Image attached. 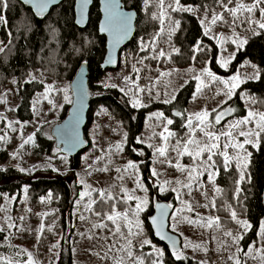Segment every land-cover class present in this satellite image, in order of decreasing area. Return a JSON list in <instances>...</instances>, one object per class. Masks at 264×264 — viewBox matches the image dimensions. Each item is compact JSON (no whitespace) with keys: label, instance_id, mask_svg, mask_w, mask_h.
<instances>
[{"label":"trees","instance_id":"16d2710c","mask_svg":"<svg viewBox=\"0 0 264 264\" xmlns=\"http://www.w3.org/2000/svg\"><path fill=\"white\" fill-rule=\"evenodd\" d=\"M75 1L65 0L44 19L36 17L29 7L18 0H7V8H3L0 4V16L6 20L1 29L6 48L0 53V94L5 88L10 87L12 80L16 79L20 86V102L12 112L13 117L20 122H33V99L36 94L44 91L45 85L38 80L29 81L30 76L42 72L48 80L66 82L70 86L81 66L86 63L89 84L94 92L85 129V137L88 141L87 151L89 152L93 148L89 126L95 112L100 107H106L125 127L126 157L134 162L144 161L140 163L142 178L150 189L152 200L158 191L150 181V162L147 161L151 157L152 150L138 140L144 131L146 120L152 113L158 111L173 120L170 131L176 135L169 138L170 149L177 140L183 142L187 138L186 110L196 93L197 86L196 79L192 78L195 74L192 76L194 70L190 69L191 66L200 69L209 68L218 76H226L235 74L243 64L252 63L257 67L259 78L249 80L237 88L235 95L223 107L230 106L236 109L233 118H243L247 114L245 99L251 97L254 99L255 107L264 111V30L259 29L258 24H240L238 22L233 27L218 22L219 30L227 33L234 28L247 35V43L236 53L230 69L224 70L218 62L220 48L211 38L204 35L200 23L201 16L207 15L211 18L213 15L211 11L205 13V6L214 7L217 13L223 9L216 6L215 0H180L185 7L196 8L197 13L171 12L169 10L172 20L179 22V28L174 31L169 40L167 37L169 23L166 21V32L157 42V51L163 48L171 58L151 59L154 53L151 51L141 52L139 44L141 38L148 42L159 31V21L153 19V14L158 11L157 4L155 0H152L150 4H145V0H124V6L128 10L138 12L137 32L132 42L122 52L118 70L102 71L101 64L106 54V39L99 34L101 19L99 3L95 2L91 8L88 26L85 29H80L75 24ZM167 2L168 0H166ZM241 2L252 3L253 0H241ZM261 7H264V4ZM224 15L231 21L232 18L226 12ZM253 16H261V13L257 10ZM230 46L233 49V45ZM197 48L200 50L197 51ZM173 49H179V52H175ZM144 56H148L149 59L138 63ZM134 66L141 69L139 74L141 81L149 82L159 75V69L177 68L180 71L171 72V75L165 79L166 82L162 84L161 81L156 88L152 89L144 107L136 108L132 106L129 97L121 93L118 88H105L108 76L111 74L113 76L121 71L130 73L132 78L136 79L138 73L135 72ZM57 98L58 103L61 99L63 100L61 95ZM165 100L171 102L165 103ZM69 107V103H64L57 121L46 123L36 131L29 154L32 160L40 162L45 159H57L61 156L56 148L55 140L50 135V130L54 124L64 120ZM175 112H179L181 115L177 116ZM215 127L221 128V125ZM250 151L252 155L247 168L246 182L239 185L241 189L239 200L235 196L238 170L234 165L230 170H225L221 166L222 157L214 158L219 167L215 185L222 189L221 194L214 193L220 228L235 234L242 233L243 239L240 240V246L243 251L241 256L248 251L250 245L258 242L259 226L264 219V137H262L260 148L258 150L250 148ZM171 153L175 155L171 150L168 157L173 160L174 157ZM7 159L8 152L3 149L0 151V163H6ZM182 160L183 164L191 163L187 156ZM69 162L70 174L59 173L52 168L38 170L32 174L24 173L14 166H7L0 170V196L2 194L11 198L15 195L19 196L24 187H27L26 197L31 210L41 212L46 209L50 211L45 218L44 229L40 236L35 234L38 230L39 217L28 214L23 218L21 237L26 241L38 243L43 250H47L58 237L62 236L57 264H75L72 242L68 232L70 233L72 230V213L82 190L75 173L84 165L82 153ZM166 165L165 167L172 174L178 173L175 168ZM158 195L160 199L175 206L176 194L171 189L160 192ZM95 198L98 199V194ZM229 205L232 210L236 211L239 219L250 222L252 228L249 231L243 232L240 226L230 218ZM100 207L99 204L94 205L97 210ZM125 207L123 204L117 205V210H125ZM153 212L154 203L151 201L147 211L143 213L147 229L145 233L153 244L163 250V263L202 264L191 256L176 260L174 254L155 239L149 224V218ZM89 217L90 220L99 222V218L90 212ZM18 252L16 247L10 246L8 243L7 234L0 232V254L17 258ZM24 259L22 256L21 261ZM0 264H4V262L0 261Z\"/></svg>","mask_w":264,"mask_h":264},{"label":"rangeland","instance_id":"374dc122","mask_svg":"<svg viewBox=\"0 0 264 264\" xmlns=\"http://www.w3.org/2000/svg\"><path fill=\"white\" fill-rule=\"evenodd\" d=\"M236 0H234L235 2ZM245 4H251L248 2H243ZM233 5L230 6H234ZM191 7V6H188ZM196 9L194 7H191ZM192 14L197 13V9ZM205 15L201 16L200 20ZM253 19L257 21L264 22V18L261 16H253ZM211 18L208 17L210 21ZM5 23H0V53L6 48V42L1 35L2 25ZM212 27V34L216 35L218 38L223 35L225 38L223 42V46L217 42V39H212L211 34L208 36L211 38L215 44L220 48L219 52V60L221 57L228 58L232 56L235 58L236 53L239 49H242L245 44L237 49V45L233 44L231 41L232 39L236 38L234 36V31L238 34L240 39H244L247 41V35L242 34L240 31L236 29H231L229 32H224L218 29V23ZM203 28V26H202ZM233 45V49L231 46ZM161 49V48H160ZM163 49V48H162ZM229 63L227 68L222 67L224 70H229L232 61ZM220 64V63H219ZM221 66V65H220ZM190 69L192 71V78L196 77L197 75H201L204 69H200L196 66H191ZM206 69V68H205ZM209 69V68H208ZM180 70L177 68H165L159 69V72H179ZM258 72L257 67L252 63H245L239 67L235 74H230L226 76H218L214 72V74L218 77L223 79L230 80L233 75H238L242 81L240 86L246 83L249 80H257L259 78H252ZM140 72L136 79L132 78L130 73H126L124 71L118 72L117 74L109 75L107 78V84L105 88L112 87L115 85L116 88L120 90L125 96L129 97L131 103L133 99L139 98L143 105H145V101L148 99L149 94L146 92L140 93L137 90V87H146L150 86L152 89L156 88L160 82H166L165 79L167 76H160L159 75L152 81H141L139 77ZM259 74V73H258ZM126 77H131V80L126 81ZM159 80V83H155L156 80ZM204 79L205 84L209 85L208 87H203L200 92H197V88L200 87V81H197L196 86V93L193 99L190 102L189 107L186 110V120L192 114L199 112L203 109H207L211 112L213 108H217L218 111H221L227 107H223L225 104H222V101L227 99L223 94L217 95V93H222L224 89V85L219 81H211L209 77L206 75L202 76ZM31 80H38L44 83L45 89L43 92L38 93L35 95L33 99V109H34V119L33 122L24 123L18 121L15 117H13L12 112L17 108L20 102V95H19V83L16 79L12 80L11 85L9 88H5L2 93L0 94V136L5 137V139L0 140V151L6 149L8 152V159L6 163H0V170L7 166H14L18 169H23L24 173L32 174L38 170H44L46 168H52L54 171H58L59 173L68 174L70 172V158L66 155L61 156L57 159H45L43 161H35L32 160L29 156L30 154V147L32 142L25 143L26 140L31 136L34 138L36 131L46 123H53L57 121L58 116L61 112L62 106L64 103H69L64 99L65 94L72 101V95L70 86L66 82L60 81H50L45 78L42 72L34 73L30 76L29 81ZM135 82V83H133ZM71 85V83H70ZM51 86V89L49 88ZM221 86V87H220ZM239 86V87H240ZM238 87V88H239ZM65 89H67V93H65ZM124 89V91H121ZM131 89V91H130ZM62 96L63 100L58 103L57 96ZM49 100L52 103H49ZM62 102V103H61ZM71 105V103H69ZM144 107V106H143ZM245 107L246 110L252 108L253 110L261 111L254 105V99L251 97H247L245 99ZM142 108V107H136ZM264 112V111H261ZM162 112H155L150 115V117L146 120L144 131L139 138V142L142 140L145 146L148 147V144H152L154 147L151 148L152 154L151 157L147 160L150 162V172L151 183L156 186L157 195L162 192L160 191V185L163 184L164 181H172L173 183L167 186L168 189L177 188L180 193V199H177V193H175V206H173L174 211L171 216L170 220V227L169 229L178 234L182 239V249L181 251L184 255L191 256L196 260L200 261L202 264H235L236 259L238 258L241 264H264V260L260 259V253L256 252L255 249L251 255L241 256V252H238L237 249L240 248V241L235 243L232 237L225 236V231L222 228H217L215 224L212 227H200L197 225H192L188 223H181L175 229L172 228L174 215H177L175 210L177 208L182 207L181 201H189L193 206L192 212H184V215L190 217L191 219H198L197 214L200 217H217L216 208H212L210 201L214 198V185L209 182L207 174L201 180V183L204 185L202 189L197 190L194 186L191 195L188 194L187 189H181L179 185H176L174 182L177 179L184 180L185 176L181 172L178 171L177 174H172L166 167V163H160L165 159V157H160L158 153H156L155 148L159 146H163L164 141L162 138L158 136L159 132L163 130V127L166 126V121L157 119L156 114ZM217 113L213 112L212 117H214ZM164 115V114H163ZM167 119H170L166 115H164ZM239 118L230 117L227 119L226 123L221 124V127H225L229 121H233ZM9 122L12 124V128L8 127ZM195 123V121H194ZM57 124V123H56ZM55 125V124H54ZM53 125V126H54ZM52 126V127H53ZM170 130V125H167ZM13 128L15 131H13ZM52 130V128H51ZM50 130V135H51ZM89 133L92 139L93 148L88 152L87 149L82 152V161L84 163L82 169L76 170V177L78 179L79 185L82 187L81 192L86 191L85 185H90L91 188L95 189H109L113 195L122 196L123 193L120 192L121 187H126L130 191L136 189L135 195L137 196H147L149 201H154L159 197V195L154 196V200H152L150 196V189L146 186L145 181L142 178V172L140 162H135L139 165L138 172L134 175L127 174L123 172L126 164L129 161H132L126 157L125 154V143H126V130L122 122L118 121L113 113L106 107H100L94 115L93 121L89 126ZM197 137H200V133H197ZM241 141L243 138H240ZM33 141V139H32ZM141 143V142H140ZM121 145L119 151L116 149V145ZM23 145V147H21ZM248 151L252 148L250 145L247 146ZM172 147L169 152H171ZM231 153V149L229 150ZM251 152V151H250ZM174 159L172 163H176L175 155L171 153ZM67 157V158H66ZM170 159L169 157H167ZM251 160V157H250ZM183 160H181L182 163ZM134 162V161H132ZM183 164V163H182ZM187 163L185 165H188ZM250 164V163H249ZM107 167L109 170L107 172L98 171L97 169L102 167ZM167 166V165H166ZM249 166V165H248ZM117 168L121 169V173H117L115 170ZM155 168L156 171L159 173L158 176L152 175V169ZM91 173V174H89ZM70 174V173H69ZM119 175H124L123 180L117 179ZM206 176V177H205ZM139 177L144 185L148 189L147 192H143L136 187V178ZM83 181L84 183H81ZM216 186V185H215ZM27 187H24L22 190L21 195H15L14 197H9L6 194H2L0 196V209H5V211H0V227H4L5 233L7 234V241L13 247H16L19 250V254L17 253V258H11L6 255L0 254V257L11 258L14 262L19 261V264H27L28 256L26 253L21 252V249H27L32 253V259L35 261V264H57L59 250L61 248V239L62 236L58 237L52 246L49 247L47 250H43L42 247L38 245V243H33L26 241L21 237V232H23L22 228V220L21 217L25 218L28 214H32V216L39 217V224L37 234L40 236L41 225H43L45 218L49 214V210L43 209L41 212L32 211L28 205V198L26 197ZM80 192V193H81ZM204 192L207 193V197L203 194ZM79 193V194H80ZM96 192H93V198L96 196ZM96 199V198H95ZM80 200V195L76 202ZM88 198L85 197L84 201L81 202L80 205H77L75 202V208L72 213L71 218V227L72 230L68 234H70L71 242H72V250L74 254V262L75 264H116V261L119 260L121 257L123 258V264H133V260L128 258L127 254L122 251H117V248L120 244H123L124 241L120 240L116 247L112 248L109 251V247L116 243L118 238H114L112 236V232L109 229H113L114 226L111 222H107L108 228H96L93 227L98 221H92L89 217V212L84 210V204H86ZM130 204L132 207H135L136 201H131ZM171 204V203H170ZM208 204L209 207H203L202 205ZM150 205V203H149ZM149 205L147 206V211ZM124 211V210H120ZM140 215V219L143 221V229L144 235L134 237L133 244H134V255L140 257L144 260V264H152L154 260L157 259L155 255V250L150 245H144L141 247V241L145 238L149 239L146 235V227H145V220L143 218V213ZM84 215L88 217L87 219L81 220L80 216ZM10 217L11 219H7ZM14 223L16 227L8 229L7 224ZM264 223V219L262 220ZM261 223V224H262ZM232 232V231H231ZM11 233V236H9ZM233 233V232H232ZM127 234V233H125ZM241 232L238 234L233 233V236L240 235ZM190 241L191 244L202 245L203 247L199 249H194L193 247L189 246L187 248L184 247L186 242ZM155 245V244H154ZM256 249L264 248V238L260 236L258 242L255 244ZM55 246V247H54ZM156 246V245H155ZM159 248L158 246H156ZM207 249L205 251L204 249ZM161 249V248H160ZM22 256L25 258L21 261ZM233 257L230 259L229 257ZM255 257V258H253ZM163 259V258H162ZM164 264V263H163Z\"/></svg>","mask_w":264,"mask_h":264},{"label":"snow or ice","instance_id":"6c2138e0","mask_svg":"<svg viewBox=\"0 0 264 264\" xmlns=\"http://www.w3.org/2000/svg\"><path fill=\"white\" fill-rule=\"evenodd\" d=\"M25 3H35V6L38 12L43 13L44 10L49 6L50 3H53L54 0H24ZM91 2V0H80L81 6V22H83V14L84 10L86 9L87 5ZM152 0H145V4H150ZM157 4L158 11L153 14V19L159 21L160 28L159 31L151 38L150 41L145 42L143 38H141L139 48L141 52H148L151 51L154 55L151 59H161V58H168L170 59V54L166 53L163 49L157 51V42L159 41L160 37L165 34L166 32V21L169 23L167 28V37L170 40L172 34L176 29L179 28V22L173 21L170 11L171 12H194L196 9L191 7H185L181 4L180 0H155ZM234 0H215L216 6H219L223 9V11L217 13L214 7L205 6V13L211 11L213 15L211 16L210 21L208 20V16L205 15L201 20L200 23L203 26V32L205 36H209L211 34L212 39H217V42L223 46V42L225 38L221 34L218 38L216 35L212 34V27L216 25L218 22L223 24H229L230 26H236L239 22L240 24L248 23V24H258L259 29L264 30V22L257 21L253 19V15L257 10L261 13V17L264 18V7H261L264 4V0H253L251 4H245L241 2V0H236L234 6ZM0 4H2L3 8H7V0H0ZM104 11H105V21L102 27V31L108 32L113 40V48L121 44L125 39L128 38L130 33L132 32V16L128 13L119 11V5L116 3V0H104ZM227 13L229 17H231V21L226 19L224 13ZM0 23H6L4 17L0 16ZM255 32V29H253ZM234 36L236 38L232 39V43L237 45V49L241 48L244 44L247 43L246 40L240 39L238 34L234 31ZM258 34V33H257ZM197 51L200 49L197 48ZM175 52H179V49H173ZM234 57L229 56L228 58L221 57L219 63L221 67L227 68L231 59ZM149 59L148 56L142 57L138 63H143V60ZM114 61L109 60V63H113ZM135 72L139 73L141 69L135 68ZM171 72H160V76H170ZM206 75L211 79V81H219L224 85V91L222 93H217V95L223 94L227 99L222 101V104H227L228 100L232 99V97L236 93V89L242 83L240 77L238 75H233L230 80L223 79L221 80L220 77L216 76L210 69L206 68L202 71L201 75H197L194 79L200 81V87L197 88V92H200L203 87H208L209 85L205 84L204 79L202 76ZM258 72L252 78H258ZM126 81L131 80V77H126ZM135 83V82H133ZM155 83H159L157 79ZM78 90L81 95H83V86L82 83L77 86ZM115 87V85H112ZM51 89V86H49ZM138 92L144 93L147 91L149 95L152 93V87H137ZM67 89H65V93H67ZM124 91V89H121ZM131 91V89H130ZM174 98V97H173ZM64 99L72 103L71 99L65 94ZM165 103H170V100H165ZM49 103H52L49 100ZM133 107H143V103L139 98L133 99L132 102ZM236 109L229 107L223 111H218L217 108H213L210 111L207 109H203L199 112H196L187 118V128H188V136L187 138L181 142L177 140L176 143L172 146V151L175 153L176 163L173 164L171 159H168V151H169V138L174 137L176 133L170 131L167 125H172L173 120L167 119L164 117L163 113H157V119L165 120L166 126L163 127V130L159 132L158 136L162 138L164 141L163 146H159L155 148L156 153L160 157H165L164 160L159 161L160 163H166L169 167L175 168L177 171L184 174L185 179L180 180L177 179L174 183L179 185L181 189H187L188 194L191 195V192L194 189V186L197 190L202 189L204 185L201 183L202 178L205 174L208 176V180L210 183L214 185V191L217 195L221 194L222 189L218 186H215L216 177L219 175V167L217 164V160L214 159L215 157H222L221 166L225 170H230L234 165L235 168L238 170V179L236 181L237 188H236V199L239 200L240 194V187L239 185L246 182V173L247 168L250 163V157L252 153L248 151L247 146H251L254 149H259L261 146L262 137H264V112L253 110L249 108L247 110L246 116L243 118L235 119L233 121H229L225 127L216 128V125H221L222 121L225 119L226 116L231 115L234 113ZM217 113L214 117H212V113ZM177 116L181 115V113L177 112ZM195 121V123H194ZM9 128H12L11 122L8 124ZM13 131L15 129L13 128ZM197 133H200V137H197ZM243 138L241 141L240 138ZM5 139V137L0 136V140ZM32 137L30 136L25 143L32 142ZM66 143L71 144L73 147L77 145L78 137L72 133L67 134V138L65 140ZM143 143V141H140ZM23 147V145H21ZM117 151L120 150L121 145L117 144L116 146ZM149 148L154 147L152 144H148ZM231 149V153L230 150ZM143 155V153H140ZM187 156L191 163L188 165L182 164L181 160ZM139 165L135 162L129 161L125 168L123 169L124 173L134 175L138 172ZM98 171L107 172L109 169L105 166L102 168L97 169ZM23 171V169H21ZM117 173H121V169L117 168L115 170ZM91 174V173H89ZM152 175L158 176L159 173L156 171L155 168L152 169ZM119 180L124 179V175H119L117 177ZM250 179V177H249ZM136 187L143 192H147L148 189L144 187L141 179L139 177L136 178ZM81 183H84L81 181ZM173 183L172 181H164L163 184L160 185V191L168 190L167 186ZM86 191L80 193V200L76 203L80 205L81 202L84 201L85 197L88 198L86 204H84V210L86 212H90L96 217L99 218V222L93 225L96 228H108L107 222H111L114 226L113 229H109L112 232V236L114 238H118L116 243L109 247V251L112 248L116 247V244L123 240L124 243L120 244L117 248V251L125 252L128 258L133 260V264H144V260L140 257L134 255V244L133 238L144 235L143 229V221L140 219V215L144 212L149 205L150 201L147 196H137L135 195L136 189L129 190L126 187H121L120 192L123 193L122 196L113 195L109 189H95L91 188L90 185H85ZM171 191L177 193V199H180L181 193L177 188H172ZM93 192L98 193V199L93 198ZM205 197H207V193H203ZM136 201L135 207H132L130 204L131 201ZM182 207L177 208L175 210L177 215L172 217L173 223L172 228L175 229L181 223H188L192 225H197L200 227H212L213 224L217 228L220 227V218L217 216L213 217H200L197 214L198 219H191L190 217L184 215V212H192L193 206L189 201H181ZM99 204L101 207L99 210L94 208V205ZM123 204L125 205V210L120 211L117 210V205ZM211 207L215 208V198L210 201ZM203 207H209L208 204L202 205ZM172 205L165 204L160 205L156 204V208L160 209L159 216L152 217L151 223L155 226V234L160 237L161 240H166L171 244L172 253L174 254L176 260L186 259L187 257L184 253L177 248V240L169 235L167 232L164 231L165 228V217L167 215V211L171 208ZM230 209V218L235 221V223L240 226L243 232H247L252 228V225L247 220H242L237 217V213L235 210ZM0 211H5V209H0ZM84 215L80 216L81 220L87 219ZM7 219H11L8 217ZM21 220L23 217L20 218ZM16 227L14 223H8L7 228L11 229ZM4 227H0V232H4ZM41 231H43V225H41ZM127 233V234H125ZM259 233L262 238H264V223L260 224L259 226ZM225 236L232 237L235 243H238L240 240L243 239V235H236L233 236L231 231H225ZM11 236V233H9ZM144 245H150L155 250V255L157 257L156 260L152 262V264H163V256L164 252L162 249L157 248L150 239H143L141 241V247ZM11 246V245H10ZM193 247L194 249H199L203 247L202 245L191 244L190 241L184 244V247ZM55 247V246H54ZM255 249L256 252L260 253V259L264 260V248L256 249V245L252 244L249 246L247 252L244 253L245 256L251 255L253 250ZM207 251V249H204ZM21 252H24L28 256L27 264H35V261L32 259V253L27 249H21ZM238 252H242L243 249L238 248ZM19 254V253H18ZM232 259L233 257H229ZM255 258V257H253ZM0 261H3L4 264H19V261H13L11 258L0 257ZM116 264H123V258L121 257L119 260L116 261ZM235 264H241L240 260L237 258Z\"/></svg>","mask_w":264,"mask_h":264},{"label":"water","instance_id":"95a60500","mask_svg":"<svg viewBox=\"0 0 264 264\" xmlns=\"http://www.w3.org/2000/svg\"><path fill=\"white\" fill-rule=\"evenodd\" d=\"M20 3L29 7L36 17L44 19L46 18L51 11L60 6L65 0H54L53 3H50L49 6L44 10L43 13L38 12L35 3H25L24 0H18ZM124 0H116V3L119 5V11L128 13L132 16V32L121 44L113 48L112 36L106 32L102 31V27L105 21V11H104V0H91V2L87 5L83 14V22H81V6L80 0L75 1V24L80 29H85L89 24L91 8L93 7L95 2L99 3L101 19L99 22V34L104 36L106 39V54L104 60L101 64L102 71H115L118 70L121 63V55L124 49L132 42L137 32V20H138V12L136 10H128L124 6ZM114 61L113 63H109V60ZM82 83L83 86V95L80 94L78 90V85ZM71 95H72V103L68 109V113L63 121L55 124L51 130V136L55 140L57 150L63 155L68 156L70 159H74L76 156L80 155L88 148V141L85 137V129L88 124V113L90 111V106L92 99L94 98V92L89 84V73H88V65L84 63L79 69L78 73L71 81L70 85ZM229 108V107H228ZM227 109V108H226ZM176 115V112H175ZM233 116L228 115L225 119H228ZM72 133L78 137V143L75 147L71 144L66 143L65 140L67 138V134ZM156 204L165 205L170 204L160 198H158L154 203V212L149 218V224L153 231V235L157 241L165 245L170 252H172L171 244L166 240H161L159 236L155 234V226L151 223L152 217L159 216L160 209L156 208ZM171 205V204H170ZM174 208L173 206L168 209L167 215L165 217V228L164 231L169 235L173 236L177 240V248L182 249V239L181 237L172 232L170 227V220L173 214Z\"/></svg>","mask_w":264,"mask_h":264},{"label":"flooded vegetation","instance_id":"af4514ba","mask_svg":"<svg viewBox=\"0 0 264 264\" xmlns=\"http://www.w3.org/2000/svg\"><path fill=\"white\" fill-rule=\"evenodd\" d=\"M225 109H226V108H225ZM225 109H223V110H225ZM223 110H221V111H223ZM226 121H227V119H224V120L222 121V123H221V124H223V123L225 124V123H226ZM157 196H158V195H157ZM158 198H159V197H157V199H158ZM157 199H156V200H157ZM156 200H155V201H156ZM155 201H154V202H155Z\"/></svg>","mask_w":264,"mask_h":264}]
</instances>
